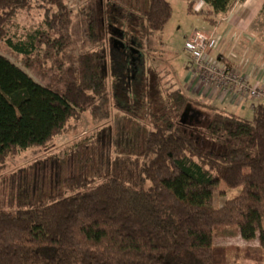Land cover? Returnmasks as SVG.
<instances>
[{"label":"trees","instance_id":"1","mask_svg":"<svg viewBox=\"0 0 264 264\" xmlns=\"http://www.w3.org/2000/svg\"><path fill=\"white\" fill-rule=\"evenodd\" d=\"M200 1L209 10L194 11L189 2L188 12L212 22L210 16L226 15L238 0ZM109 2L120 10L110 14L107 30L114 14L127 20L143 43L162 31L172 14L167 0H145L141 12L136 1ZM34 3L44 9L46 31L13 41L7 24ZM101 4L92 0L82 11L85 38L97 47L71 58L63 50L57 58L69 46L71 10L64 1L0 0V40L22 55L26 66L45 40L56 50L53 80L62 85L61 90L42 86L0 55V170L8 157L46 146L80 113L106 121L114 107L128 125L139 123L132 150L115 151L105 128L92 144L34 162L0 182V264H227L229 248L214 244L222 227L255 241L237 247V254L264 264V100H249L248 120L172 85L160 91L151 69L129 61L130 50L122 65L113 59L118 65L110 74L117 82L111 92ZM48 32L59 36L50 39ZM186 106L206 110L205 122H181ZM222 184L239 192L220 205Z\"/></svg>","mask_w":264,"mask_h":264},{"label":"rangeland","instance_id":"2","mask_svg":"<svg viewBox=\"0 0 264 264\" xmlns=\"http://www.w3.org/2000/svg\"><path fill=\"white\" fill-rule=\"evenodd\" d=\"M35 1V0H33ZM67 7L71 10L70 23L66 30L68 47L59 51L57 58H60L63 50L66 56L74 57L78 52L83 50L95 49L97 46L86 40L85 28L86 17L82 13L86 10L92 0H63ZM96 1L97 0H93ZM102 4L98 7L100 12L98 19L102 24V34L104 36L103 45L108 52L107 67H108V87L112 92L114 83L117 82V77L111 75V70L115 65H122V60L126 62L128 51H134L129 56V61L136 66L142 63L144 67L151 69L154 73L150 76V79L155 85L158 86V90H163L172 85L174 88L185 89V84L191 81L192 74L190 63L187 54L184 51V37L193 31L206 32L209 30L207 22L208 20L201 15L189 14L188 1L192 2L193 9H207L208 6L203 4L200 0H167L172 7L171 17L160 32L154 33L144 43L136 40V37L128 27V22L125 19L114 14L119 13V8L115 2H109L107 0H98ZM132 3L136 1L137 6L135 9L142 11L146 7L145 0H131ZM202 4H199V3ZM114 3V4H113ZM201 5V6H200ZM112 6L115 8L113 9ZM112 8V9H111ZM200 8V9H199ZM117 9V10H116ZM112 16L110 31L107 30L110 14ZM44 9L38 7V3H34V6L20 10L7 24L8 35L13 41H26L30 36L36 35L38 30L46 31L43 25ZM107 32V33H106ZM50 39H54L59 36L57 33H47ZM139 41V44H137ZM117 42V43H116ZM119 43L123 45L121 48H117ZM128 45L132 46V49L127 48ZM54 50H49V45L44 42H40L36 45V49L32 56L31 66H26L22 55L17 54L9 47H7L2 40H0V55L7 58L10 62L25 71L34 81L42 86L51 88L52 90L62 89V85L53 80V76L57 73V66L53 59L56 58ZM138 51V52H137ZM63 57L64 65H68L67 57ZM113 57V58H112ZM118 61L115 63L114 60ZM115 63V65H114ZM127 69V68H126ZM119 73L121 75H127V71L120 68ZM133 79V78H132ZM134 80V79H133ZM129 82V80H128ZM206 102L208 99H204ZM113 105L111 104V107ZM193 112H198L197 121L195 123L203 124L207 118V112L204 109H198L190 107L188 115ZM245 119H252V110L249 108L244 111L234 110ZM187 119V118H186ZM188 120V119H187ZM109 128L112 132V147L115 151L118 150H132L137 146L139 137V123L134 121L131 124H127V120L124 117V113L114 107L111 108V116L106 121H95L88 112H83L77 116L71 118L65 125L61 134L54 138L51 142L44 147H31L26 150L20 151L17 156L8 157L5 161L4 168L0 170V182L3 181L9 174L17 171L20 168L29 167L34 162H38L45 158L66 157V154L77 145L92 144L98 136V133ZM113 150V149H112ZM67 173V169L63 168L62 175ZM47 187V185H46ZM220 190L222 197L219 200L221 205L227 197L235 195L239 192L238 189L232 191L221 185ZM255 241H244L238 230L231 227L218 228L214 233V244L222 245L229 248V255L227 264H263L261 262H251L243 260L237 254L236 248L246 245H253Z\"/></svg>","mask_w":264,"mask_h":264},{"label":"crops","instance_id":"3","mask_svg":"<svg viewBox=\"0 0 264 264\" xmlns=\"http://www.w3.org/2000/svg\"><path fill=\"white\" fill-rule=\"evenodd\" d=\"M210 19L212 22L207 21L209 30L205 32L211 37L210 55L237 66L250 76L253 85L264 86V0H238L226 15H213ZM185 89L187 91L182 90L188 94L208 99L233 112L244 111L250 102L245 97L237 104H232L227 98H219L197 85L193 76L185 84Z\"/></svg>","mask_w":264,"mask_h":264},{"label":"built area","instance_id":"4","mask_svg":"<svg viewBox=\"0 0 264 264\" xmlns=\"http://www.w3.org/2000/svg\"><path fill=\"white\" fill-rule=\"evenodd\" d=\"M210 39V35L198 30L185 38L183 48L197 85L219 98H227L232 104H237L245 97L254 101L264 100V86L253 85L250 76L237 66L210 55Z\"/></svg>","mask_w":264,"mask_h":264},{"label":"water","instance_id":"5","mask_svg":"<svg viewBox=\"0 0 264 264\" xmlns=\"http://www.w3.org/2000/svg\"><path fill=\"white\" fill-rule=\"evenodd\" d=\"M116 43H117V42H116ZM116 43H114V44L116 45ZM119 45H120L121 47H123V45H122L121 43H119ZM130 49H132V48H130ZM135 52H136L135 49H134V51H131V53H135ZM188 111H189V106H186V107L184 108V111H183L182 114H181V117H180V121H181V122H184L185 119L189 116V115H188ZM193 113L199 115L198 112H193Z\"/></svg>","mask_w":264,"mask_h":264},{"label":"flooded vegetation","instance_id":"6","mask_svg":"<svg viewBox=\"0 0 264 264\" xmlns=\"http://www.w3.org/2000/svg\"><path fill=\"white\" fill-rule=\"evenodd\" d=\"M119 45V44H118ZM127 48H132V46L131 45H128V47ZM197 116H199V115H197V114H191L190 116H188L187 117V119L189 120V121H192V120H195V121H197L198 119H197Z\"/></svg>","mask_w":264,"mask_h":264}]
</instances>
